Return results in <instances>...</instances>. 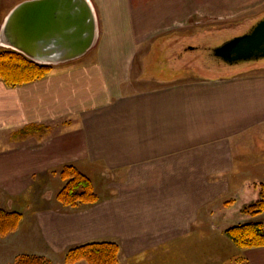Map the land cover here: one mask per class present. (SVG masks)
I'll list each match as a JSON object with an SVG mask.
<instances>
[{
    "label": "crops",
    "instance_id": "1",
    "mask_svg": "<svg viewBox=\"0 0 264 264\" xmlns=\"http://www.w3.org/2000/svg\"><path fill=\"white\" fill-rule=\"evenodd\" d=\"M25 1L0 0V31ZM89 1L97 34L86 54L44 64L51 72L29 84L0 80V134L48 130L0 151V200L21 224L29 217L13 234L41 256L111 241L118 264L122 255L129 264H168L166 248L180 264H264V247L242 251L223 235L240 220L224 203L264 184V66L147 89L131 80L138 51L165 31L198 16L244 14L264 0ZM66 165L90 178L95 204L55 202Z\"/></svg>",
    "mask_w": 264,
    "mask_h": 264
},
{
    "label": "rangeland",
    "instance_id": "2",
    "mask_svg": "<svg viewBox=\"0 0 264 264\" xmlns=\"http://www.w3.org/2000/svg\"><path fill=\"white\" fill-rule=\"evenodd\" d=\"M263 16L264 6L232 17L198 16L183 25L177 26L175 29L167 30L162 37L149 41L144 45L143 49L138 51L133 62L131 80L135 83L137 88L147 89L153 88L159 84H175L177 82H187L254 71V69L249 68L251 67L249 65L264 66V59L243 62L233 67H228L215 59L212 56L211 50L226 40L247 32L254 22ZM0 49H2L1 46ZM154 78H156V80H154ZM157 79L160 81L162 79V82H157ZM12 135L13 134L10 133L0 134V151L9 147H14L17 142H21L12 139ZM62 186L63 183L61 188ZM34 191H36L34 188L30 189L28 192L29 195ZM59 191H57L54 196L55 202H57L59 206L64 207L57 200ZM232 201L233 200L226 201L223 207H225L226 203ZM80 207L71 209H78ZM0 208L7 211L4 202L1 200ZM7 212L16 211L11 210ZM25 218V221L19 224V226L22 225V231L20 232H23V229L27 227V219H29V217ZM261 218H263V215L252 218L251 220L262 222ZM244 221L245 220H238V222L232 225L228 224L223 231ZM13 233L0 238V264H13L15 258L21 254L35 255L29 253L30 251L28 249H30V246L26 247V249L23 247L25 246L24 239H21L19 234L16 235ZM165 250L164 256L167 262H169L168 264H180L178 263L179 255L173 253L174 249L166 248ZM243 250L248 249H242V251ZM66 251L61 254H52L43 257L48 258L51 264H66L64 261ZM141 258H144L143 255ZM236 259L227 260L224 264H236ZM245 261L247 262V260ZM81 263L84 264V262ZM119 264H129V260L127 261V257L122 255Z\"/></svg>",
    "mask_w": 264,
    "mask_h": 264
},
{
    "label": "trees",
    "instance_id": "3",
    "mask_svg": "<svg viewBox=\"0 0 264 264\" xmlns=\"http://www.w3.org/2000/svg\"><path fill=\"white\" fill-rule=\"evenodd\" d=\"M52 70L51 65L38 64L22 54L10 49H0V80L10 88L29 84L45 78ZM47 127L29 125L13 133L12 139L22 141L30 136L42 138ZM63 186L57 195L64 207L77 208L93 205L98 201L90 178L72 165L63 166L59 173ZM228 202L225 212L240 220H245L227 228L224 235L239 249L264 247V226L261 221H252L264 213V184L247 185L236 205ZM22 220L19 212H7L0 208V238L15 232ZM119 246L111 241L84 243L66 251V264L84 262L86 264H118ZM236 264H248L244 259H236ZM13 264H51L48 258L39 255H18Z\"/></svg>",
    "mask_w": 264,
    "mask_h": 264
},
{
    "label": "water",
    "instance_id": "4",
    "mask_svg": "<svg viewBox=\"0 0 264 264\" xmlns=\"http://www.w3.org/2000/svg\"><path fill=\"white\" fill-rule=\"evenodd\" d=\"M96 34V16L89 0H29L7 16L0 43L39 64L65 63L86 54ZM211 52L228 67L264 59V16L247 32Z\"/></svg>",
    "mask_w": 264,
    "mask_h": 264
}]
</instances>
